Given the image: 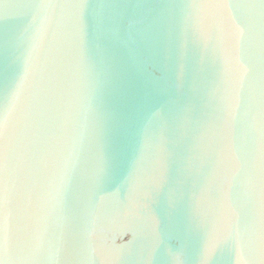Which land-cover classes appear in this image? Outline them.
<instances>
[{
    "label": "water",
    "instance_id": "1",
    "mask_svg": "<svg viewBox=\"0 0 264 264\" xmlns=\"http://www.w3.org/2000/svg\"><path fill=\"white\" fill-rule=\"evenodd\" d=\"M0 264H264V0H0Z\"/></svg>",
    "mask_w": 264,
    "mask_h": 264
}]
</instances>
